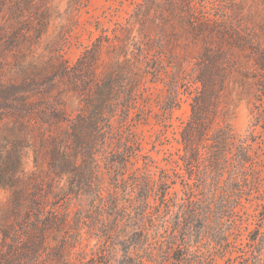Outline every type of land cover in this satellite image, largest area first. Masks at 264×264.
<instances>
[{"label": "trees", "instance_id": "obj_1", "mask_svg": "<svg viewBox=\"0 0 264 264\" xmlns=\"http://www.w3.org/2000/svg\"><path fill=\"white\" fill-rule=\"evenodd\" d=\"M50 2L0 0V191L8 194L0 199V264H111L119 252L121 264H214L201 250L200 230L208 228L204 236L220 249L231 247L237 209L258 183L252 145L225 115L236 87L251 91L264 111V0L158 5L176 30L166 35L169 54L179 64L193 62L185 81L195 85L178 159L192 196L165 216L119 207L115 192L82 195L94 183L70 155L73 143L84 144L86 128L74 102L99 103L103 45L86 49L74 65L41 47ZM37 141L35 169L27 172L24 152ZM65 176L69 183L61 185ZM158 220L170 226L160 229ZM84 231L103 239L92 256L83 250ZM250 240L262 241L257 234Z\"/></svg>", "mask_w": 264, "mask_h": 264}, {"label": "rangeland", "instance_id": "obj_2", "mask_svg": "<svg viewBox=\"0 0 264 264\" xmlns=\"http://www.w3.org/2000/svg\"><path fill=\"white\" fill-rule=\"evenodd\" d=\"M161 4L165 0H51L41 47L60 51L74 65L86 49L103 45L102 59L96 65L101 83L99 103L81 106L74 102V115L83 114L86 128L84 144L73 143L70 155L81 165L83 176L94 183L82 195L101 189L105 195L115 192L119 207L154 214L160 211L165 216L168 209L180 211L185 199L192 196L178 159L181 130L191 113L195 85L185 81L190 79L193 62L179 64L169 54L174 50L166 38L176 30L166 18L169 11L158 7ZM232 98L225 121L252 145L257 188L237 209L231 247L220 249L210 242L204 236L208 228L200 230L203 236L199 240L201 250L212 253L214 264H264V111L245 87H236ZM39 146L37 141L25 149L27 172L35 169ZM113 160L120 162L112 165ZM69 180L65 176L61 185H68ZM164 196L167 200L162 203ZM0 199L5 202L7 192L0 191ZM202 216L210 217L208 213ZM155 223L160 229L170 226L162 220ZM133 228L137 226L129 230ZM253 234L261 236V244L250 240ZM84 238L83 250L88 256L99 252L103 239L86 231ZM121 256L119 252L111 264H121Z\"/></svg>", "mask_w": 264, "mask_h": 264}]
</instances>
